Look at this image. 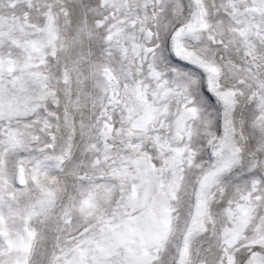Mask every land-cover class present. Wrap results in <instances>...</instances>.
I'll list each match as a JSON object with an SVG mask.
<instances>
[{
	"label": "snow or ice",
	"instance_id": "obj_1",
	"mask_svg": "<svg viewBox=\"0 0 264 264\" xmlns=\"http://www.w3.org/2000/svg\"><path fill=\"white\" fill-rule=\"evenodd\" d=\"M0 264H264V0H0Z\"/></svg>",
	"mask_w": 264,
	"mask_h": 264
}]
</instances>
